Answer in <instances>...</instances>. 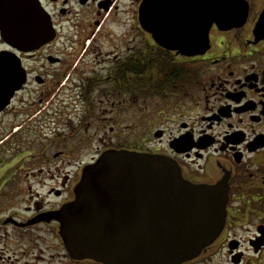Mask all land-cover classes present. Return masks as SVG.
Masks as SVG:
<instances>
[{
	"label": "flooded vegetation",
	"instance_id": "1",
	"mask_svg": "<svg viewBox=\"0 0 264 264\" xmlns=\"http://www.w3.org/2000/svg\"><path fill=\"white\" fill-rule=\"evenodd\" d=\"M144 1L37 0L52 25L49 41L26 51L0 34V195L20 192L22 171L47 176L40 187L51 185L56 199L50 207L25 200L31 207L16 231L35 220L28 229L52 234L68 264H98L70 258L59 224L40 217L73 200L88 165L127 151L173 161L185 181L224 202L220 233L184 264H264V0H185V13L210 18L195 56L158 44L164 10H151L142 28ZM124 116L133 132L152 128L159 140L128 147ZM85 142L90 156L76 164ZM24 184L30 194L33 183Z\"/></svg>",
	"mask_w": 264,
	"mask_h": 264
},
{
	"label": "water",
	"instance_id": "2",
	"mask_svg": "<svg viewBox=\"0 0 264 264\" xmlns=\"http://www.w3.org/2000/svg\"><path fill=\"white\" fill-rule=\"evenodd\" d=\"M185 4L145 0L140 25L149 30L150 11H165L169 23L156 41L195 56L208 43L210 18L185 13ZM0 34L30 51L51 39L52 25L37 0H11L0 3ZM73 193L49 221L59 223L70 258L98 264H184L216 239L226 213L212 189L185 181L173 161L127 151L107 152L87 166Z\"/></svg>",
	"mask_w": 264,
	"mask_h": 264
},
{
	"label": "rangeland",
	"instance_id": "3",
	"mask_svg": "<svg viewBox=\"0 0 264 264\" xmlns=\"http://www.w3.org/2000/svg\"><path fill=\"white\" fill-rule=\"evenodd\" d=\"M125 117L126 116H124L123 124V143H125L128 147L134 149L137 144L139 146H148L154 141L153 139L155 138L153 137V135L157 134V132L155 133L156 130L152 128H150V130H137L135 128L133 132V127H129L130 124L125 120ZM149 118L150 115L148 114L139 115L140 121L148 120ZM77 119L75 120V123L78 122ZM167 129L168 131L172 130L169 125ZM87 139L88 138H86V140ZM155 140H159V138ZM86 142L81 146L84 147L81 151L82 156L78 155L74 159L76 164L79 158L86 160L90 156L85 147ZM88 146H93L94 148H96L98 144L92 143ZM59 150L65 151V149L62 147L59 148ZM52 166L55 168V165ZM6 170L7 169L3 171ZM15 175L16 178H19L15 179L16 186H20V178L22 179V184L19 187V189L21 188V190H19L20 192H10L11 189H6L4 190L5 194L0 195V264H68L66 259L62 256L61 248L58 246V243L52 234L42 231L38 228H33L31 230L28 229V227L32 225L35 220L33 221V223H28L24 226L20 225L19 227L25 228L23 231H16V229H18L17 224H21L23 221V219H21V216H23L25 209H29L31 207V204H28V202L24 203L25 200L32 201L33 203H41V201H44V205L50 207V205H47V203L50 202L51 204V202L56 201V199L53 196L50 197L48 194L51 185L40 187V182L46 180L47 176L32 179L28 174H26V177L24 178V174L22 171L16 173ZM25 180H27V182L29 183H33L27 186L30 194H27L26 189H24L26 188V185L24 184ZM59 181H61V179H59ZM7 186L8 184L5 185V187ZM54 196H57V194H54ZM5 198L8 200H6ZM55 212L57 211L44 213V215L40 217V221L49 222L50 214ZM7 217H13L15 219ZM8 219L14 220L15 225H3V222ZM2 253L5 254L3 259H1ZM50 255L53 256L52 260H50ZM8 257H10L11 259H8Z\"/></svg>",
	"mask_w": 264,
	"mask_h": 264
}]
</instances>
